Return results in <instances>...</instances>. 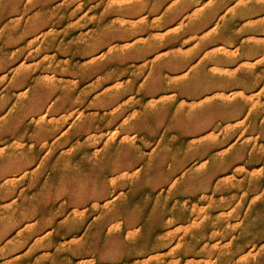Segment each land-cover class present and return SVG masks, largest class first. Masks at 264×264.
Here are the masks:
<instances>
[{"label": "rangeland", "instance_id": "obj_1", "mask_svg": "<svg viewBox=\"0 0 264 264\" xmlns=\"http://www.w3.org/2000/svg\"><path fill=\"white\" fill-rule=\"evenodd\" d=\"M27 1L25 4L0 0V60H3L0 129L8 124V131L0 132V264H66L63 253L70 248L84 223L79 227L77 224L76 229L72 227L78 207L73 193L68 195L61 186L59 190L51 186L68 171V156L77 140L69 137L67 131L80 115L103 120L106 113H114L116 121L124 122L125 119L131 121L140 109L142 112L155 110L168 101L175 108L183 102L193 104L191 111L220 103L226 107L213 111L204 131L207 133L202 135L194 130L177 132L165 122L156 123L147 135L146 156L153 150L151 146L162 140L183 146L182 151H194L201 144L211 142L210 134L222 131L228 133V138L219 143L218 152L238 141V153L248 156V153L264 151V0H163L153 8L149 7L152 0H145L146 7L139 10L132 8V0H54L51 7L44 9L49 16L45 33L57 29L66 46H55L48 53L33 42L40 31L28 27L34 8L27 5ZM82 4L86 5L79 10L77 7ZM76 8L79 11H72ZM7 28L14 33L15 40H6ZM151 33L156 38L149 39ZM90 37L103 41L94 48ZM147 41L158 42L160 47L153 54L132 52V47ZM223 48L227 52L222 51ZM105 52L108 57H102ZM94 58L113 60L110 74L82 78L78 64H89ZM157 58L168 65L167 73H161L163 75L156 80L152 62ZM54 59L64 64L69 62L76 72H54L49 68ZM41 84L48 88L46 99L30 115L24 116L21 124L9 127L20 102L29 98ZM102 84L114 89V93L121 90L120 100H110L100 107L84 104L81 94L99 96ZM61 89L70 90L69 97L60 103H50L49 99L59 98ZM229 108L234 110L226 114L223 110ZM47 123L56 124L53 132L43 129L34 133L38 126ZM107 127L104 121L96 128L104 131ZM109 127L115 131L116 127ZM116 130L121 132L119 128ZM258 160L253 159L250 166L264 168V163ZM192 161L191 158L196 169L206 163L202 159ZM241 174L236 173L238 179L242 178ZM230 177L229 174L222 177L228 186L232 185ZM6 179L9 180L6 182ZM199 184L190 193L194 200L192 206L199 209L193 217L195 225L204 220L210 209L208 196L212 185ZM51 188L53 190L46 194ZM154 190L153 199L147 200L143 195L138 200L134 214H138L142 206L146 213L153 206L160 208L170 200L168 190ZM259 197H253L252 201ZM93 214L91 211L87 216ZM223 236L221 249L230 238L227 231ZM215 258L211 248L197 250L190 262L209 264ZM105 262L114 260L108 255Z\"/></svg>", "mask_w": 264, "mask_h": 264}, {"label": "bare ground", "instance_id": "obj_2", "mask_svg": "<svg viewBox=\"0 0 264 264\" xmlns=\"http://www.w3.org/2000/svg\"><path fill=\"white\" fill-rule=\"evenodd\" d=\"M15 1L26 2V0ZM53 1H27V5L34 8V15L28 21V27L40 31L33 42L39 44L40 48H44L47 53L55 46L58 48L66 46L64 39L60 40L57 29H51L50 32L53 33H45L49 16L44 9L51 7L54 4ZM161 1L163 0H152V6L149 7H157ZM131 2L132 8L136 10L146 7L145 0L139 2L132 0ZM85 5L82 4L77 8L81 10ZM77 8L72 11H79ZM154 22L157 23L156 20ZM7 29L6 40H15L14 33L10 31V28ZM98 34L101 35L103 32ZM98 38L90 37L89 39L94 48L97 47L99 41H103ZM151 38H156V36L151 33L149 39ZM18 40L17 36V42ZM159 47L158 42L147 41L140 46L132 47V52L153 54ZM221 50L227 52L225 48ZM20 51L21 49L17 56ZM104 56L108 57V52L102 55ZM2 62L3 60H0V67ZM24 62L27 63L26 60ZM167 63L159 61L158 58L152 62L156 80L163 75L161 73H167ZM78 65L80 66L77 67L79 75L87 78L110 74V68L113 67L114 62L113 60L95 59L89 64L79 63ZM49 68L54 72H76L74 66L69 62L64 64L60 59L50 61ZM108 87L102 84L100 86L102 93L96 97L95 95L84 97V94H81L82 102L100 107L109 104L110 100H120L121 90L114 93V89L111 90ZM47 89L43 84L36 86L30 97L20 102L21 106L17 107L15 115L10 118L9 127L21 124L23 117L30 115L35 107L46 99L44 95ZM63 90L61 89L59 98L55 100L51 98L48 101L60 103L66 100L70 90ZM251 96L248 97L253 98ZM192 107L193 104L183 102L181 106L175 108V105L168 101L166 105L158 106L155 110L142 112L140 109L131 121L128 119L124 122L116 121L114 113H106V119L103 120L83 115L74 119L67 135L76 138L77 143L71 155L68 156V171L63 175L64 178L60 177L56 185H50L56 190H59L61 186L68 195L73 193L78 207L74 212L76 218L72 217L74 221L72 227L76 229L77 224L79 227L84 223L77 232V237L70 243V248L63 253V261L66 264H192L190 259L195 251L210 248L216 254V258L209 264H237L239 262L241 264H264V168H261V165L250 166L253 163L251 161L256 158L264 163V151L248 153V156L246 153H238L240 144L238 141L230 145L228 149L218 152L219 143L225 142L228 138V133L222 131L217 135L210 134L211 142L201 144L194 151H182L183 146L162 140L154 147L151 146L153 150L149 156L145 154L146 145L149 143L146 142L147 135L156 127V123L165 122L167 125L174 126L177 132L194 130L198 135H202L207 133L204 131L207 129L209 119L213 116V111L226 106L219 103L217 106L207 105V107L191 111ZM231 110L233 111L234 108L223 111L231 114ZM104 121L108 124L104 131L96 128ZM55 125L50 123L40 125L34 133L43 131V129H45L44 132L51 133L56 128ZM109 126L116 127L115 131ZM117 128L121 132L116 130ZM213 128L216 127L213 126ZM6 130L8 131V124L1 128L0 132ZM91 149H96L95 153H91ZM191 158L192 162L202 159L206 163L201 169H196L190 162ZM235 172L242 173V178L238 179ZM228 174L231 175V186L222 181V177ZM7 180L9 179H6V182ZM61 180L63 182L59 183ZM201 182L212 185L208 196L210 209L204 220L195 225L193 217L199 209L198 206H192L194 200L190 193ZM52 188L46 191V194L51 192ZM154 189L168 190L170 200L161 204L160 208L153 206L146 213L142 206L139 208V213L134 214L133 209L137 206L138 200L143 195L147 200L153 199L156 192ZM257 195H260L259 200L252 201ZM203 198L206 199L207 196ZM91 211L94 214L88 217ZM87 217L89 222L85 227ZM235 220L239 222L235 223ZM226 231L230 238L221 249L222 240L225 238L223 234ZM254 252H256L255 255H253ZM108 255L114 262H105ZM240 256L242 259H239ZM194 264L204 263L194 262Z\"/></svg>", "mask_w": 264, "mask_h": 264}]
</instances>
